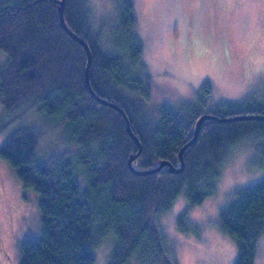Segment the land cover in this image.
Masks as SVG:
<instances>
[{"label":"trees","instance_id":"16d2710c","mask_svg":"<svg viewBox=\"0 0 264 264\" xmlns=\"http://www.w3.org/2000/svg\"><path fill=\"white\" fill-rule=\"evenodd\" d=\"M60 6L61 0L0 2V50L7 53L0 69V103L6 111L0 116V131L34 107L48 126L63 125L77 147L42 160L38 147L43 131L21 126L0 149L24 187L39 195L41 232L22 241L19 264H97L95 250L108 234L115 238L110 264H178L159 218L185 187L191 206L215 193L234 142L260 134L264 151V119L224 120L264 114V102L208 111L201 100L186 108L162 106L152 117L147 109L151 88L140 77L143 44L135 31L133 1L121 0L114 41L119 50L107 51L94 33L85 0H66L68 25L92 50L95 92L125 110L142 143L131 166L139 146L125 116L89 92L88 53L64 29ZM206 113L218 117L203 122L196 141L185 150L184 169L174 172L165 165L148 172L164 160L181 167L180 149ZM178 222L180 230L189 231L184 214ZM221 228L237 241L235 264H254L264 234V179L236 189L221 213Z\"/></svg>","mask_w":264,"mask_h":264},{"label":"rangeland","instance_id":"374dc122","mask_svg":"<svg viewBox=\"0 0 264 264\" xmlns=\"http://www.w3.org/2000/svg\"><path fill=\"white\" fill-rule=\"evenodd\" d=\"M132 1L135 31L143 44L140 77L151 88L147 109L152 117L162 106L186 108L201 100L208 111L264 102V0ZM85 2L103 48L119 50L114 41L121 0ZM6 60L7 53L0 50V69ZM29 110L0 131V149L9 134L21 126L43 131L38 147L42 160L77 148L63 125L48 126L36 108ZM5 112L0 103V116ZM262 139L253 133L232 144L234 148L226 157L212 196L191 206L185 187L159 218L168 250L178 264L236 263L238 244L222 230L221 213L234 199L236 189L264 179ZM79 181L83 188L84 182ZM38 198V193L25 188L13 166L0 155V264H19L22 241L40 235ZM183 214L189 230L185 232L178 222ZM114 245L115 238L108 234L95 250L97 264H110ZM254 264H264V234Z\"/></svg>","mask_w":264,"mask_h":264},{"label":"water","instance_id":"95a60500","mask_svg":"<svg viewBox=\"0 0 264 264\" xmlns=\"http://www.w3.org/2000/svg\"><path fill=\"white\" fill-rule=\"evenodd\" d=\"M65 5H66V0H61V6H60V20H61V23L64 27V29L70 34L72 35V37H74L76 40H78L81 44H83V46L85 47L87 53H88V64H87V68H86V84H87V87H88V90L89 92L101 103L103 104H107V105H110L112 106L113 108H116L118 111H120L126 118V121H127V128H128V131L130 133V135L132 136V138L137 142L138 146H139V151L131 156L130 160H129V163L130 165L132 166V163L133 161L140 155L143 147H142V143L141 141L139 140V138L137 137V135L135 134V132L133 131L132 129V126H131V121L128 117V115L126 114L125 110L119 106L118 104H116L115 102H112V101H109L101 96H99L93 86H92V83H91V76H90V68H91V63H92V50H91V47L89 45V43L83 38L81 37L80 35H78L73 29L70 28V26L68 25L67 23V20H66V17H65ZM218 116L214 115V114H211V113H206V114H203L201 115L197 122H196V128H195V132H194V136L191 140H189L186 144H184L182 146V148L180 149V159H181V167H177L175 165H173L170 161L168 160H164L161 162V164L155 168V169H152L148 172H153L155 170H159L160 168H162L163 166L165 165H169L171 167V170L174 171V172H179V171H182L184 169V166H185V159H184V153H185V150L191 145L193 144L199 133H200V130L202 128V125H203V122L206 120V119H209V118H217ZM245 118H254V119H264V114H246V115H238L236 117H230V118H224V120H231V119H245ZM135 170V168H134Z\"/></svg>","mask_w":264,"mask_h":264}]
</instances>
